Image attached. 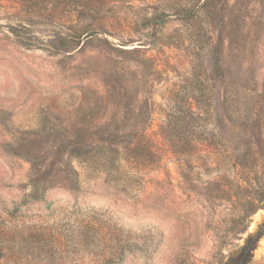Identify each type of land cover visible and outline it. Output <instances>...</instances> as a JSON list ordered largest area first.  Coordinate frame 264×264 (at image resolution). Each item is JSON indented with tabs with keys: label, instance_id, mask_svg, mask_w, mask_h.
<instances>
[{
	"label": "rangeland",
	"instance_id": "rangeland-1",
	"mask_svg": "<svg viewBox=\"0 0 264 264\" xmlns=\"http://www.w3.org/2000/svg\"><path fill=\"white\" fill-rule=\"evenodd\" d=\"M224 263L264 264V0H0V264Z\"/></svg>",
	"mask_w": 264,
	"mask_h": 264
},
{
	"label": "trees",
	"instance_id": "trees-1",
	"mask_svg": "<svg viewBox=\"0 0 264 264\" xmlns=\"http://www.w3.org/2000/svg\"><path fill=\"white\" fill-rule=\"evenodd\" d=\"M184 15H185V16H190V13H189L188 11H185V12H184ZM12 29H13V28H11V30H12ZM93 31H94V30H90L88 33L93 34ZM12 32H13V31H12ZM87 36H88V35H87Z\"/></svg>",
	"mask_w": 264,
	"mask_h": 264
},
{
	"label": "water",
	"instance_id": "water-1",
	"mask_svg": "<svg viewBox=\"0 0 264 264\" xmlns=\"http://www.w3.org/2000/svg\"><path fill=\"white\" fill-rule=\"evenodd\" d=\"M224 264H228V263H224Z\"/></svg>",
	"mask_w": 264,
	"mask_h": 264
}]
</instances>
